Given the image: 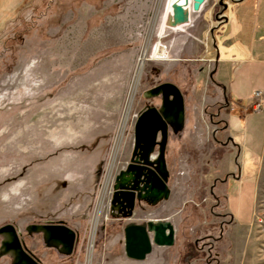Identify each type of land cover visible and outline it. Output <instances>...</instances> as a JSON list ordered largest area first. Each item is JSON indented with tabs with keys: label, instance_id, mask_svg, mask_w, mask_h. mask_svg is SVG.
Returning a JSON list of instances; mask_svg holds the SVG:
<instances>
[{
	"label": "rangeland",
	"instance_id": "374dc122",
	"mask_svg": "<svg viewBox=\"0 0 264 264\" xmlns=\"http://www.w3.org/2000/svg\"><path fill=\"white\" fill-rule=\"evenodd\" d=\"M237 1L206 0L178 28L167 25L169 0H0V227H16L42 264H264V154L251 225L235 224L223 199L239 154L216 71ZM164 82L185 106L166 145L170 197L121 220L110 210L114 180L139 112L160 106L144 92ZM257 101L263 108L264 94ZM148 221L173 224L174 244L132 261L124 228ZM57 222L77 235L70 256L27 232Z\"/></svg>",
	"mask_w": 264,
	"mask_h": 264
},
{
	"label": "water",
	"instance_id": "95a60500",
	"mask_svg": "<svg viewBox=\"0 0 264 264\" xmlns=\"http://www.w3.org/2000/svg\"><path fill=\"white\" fill-rule=\"evenodd\" d=\"M175 0L167 17V25L176 27L189 24L191 13L199 12L206 0ZM221 3V2H220ZM224 8H226L224 4ZM147 99L160 97L159 107L147 105L141 110L134 125V146L130 161L115 177L110 210L121 208L123 218L130 219L136 202H146L154 207L170 196L169 172L166 163V145L169 130L177 133L183 129L185 119L184 97L171 82L155 85L144 92ZM28 233L41 234L47 248L70 256L77 239L76 233L64 223H46L28 227ZM0 257L10 256L11 264H40L26 250L15 227H0ZM175 230L169 221L143 224L130 223L124 228L125 256L137 262L145 261L153 247H171Z\"/></svg>",
	"mask_w": 264,
	"mask_h": 264
},
{
	"label": "crops",
	"instance_id": "0c3cea01",
	"mask_svg": "<svg viewBox=\"0 0 264 264\" xmlns=\"http://www.w3.org/2000/svg\"><path fill=\"white\" fill-rule=\"evenodd\" d=\"M174 1L169 0L166 19ZM191 4L190 0L189 7ZM225 13L228 43L220 50L216 77L231 99L224 120L225 131L232 138V145L238 147L239 160L237 177L225 184L223 199L235 224L247 227L255 214L264 154V107L246 110L253 92L264 94V0H239L231 3Z\"/></svg>",
	"mask_w": 264,
	"mask_h": 264
},
{
	"label": "flooded vegetation",
	"instance_id": "af4514ba",
	"mask_svg": "<svg viewBox=\"0 0 264 264\" xmlns=\"http://www.w3.org/2000/svg\"><path fill=\"white\" fill-rule=\"evenodd\" d=\"M141 204H143V205H145L146 207H150L146 202H136L135 203V208H137V207H139V206H141ZM135 208H134V210H135ZM124 212L125 211H123L121 208H119V209H115L113 212H112V214H114L118 219H121V220H124V219H126V218H123V214H124ZM133 213H134V211H133ZM5 226V225H4ZM15 229H16V231L18 232V230H17V228L15 227ZM28 229V228H27ZM18 234H19V238L21 239V234L18 232ZM0 238H1V241L3 240V237L2 236H0ZM21 241H22V239H21ZM23 242V241H22ZM1 243V242H0ZM26 250H27V252L35 259V260H37V261H39L40 262V264H42L41 263V261L36 257V255L32 252V251H30L27 247H26ZM4 257H9L10 259H11V263H12V258L10 257V256H4Z\"/></svg>",
	"mask_w": 264,
	"mask_h": 264
},
{
	"label": "built area",
	"instance_id": "2783aa9c",
	"mask_svg": "<svg viewBox=\"0 0 264 264\" xmlns=\"http://www.w3.org/2000/svg\"><path fill=\"white\" fill-rule=\"evenodd\" d=\"M262 93L261 92H259V91H256V92H254V99L256 100V103H254L255 104V109H257V110H259V108L262 106V102L261 101H257V100H259L261 97H262Z\"/></svg>",
	"mask_w": 264,
	"mask_h": 264
},
{
	"label": "bare ground",
	"instance_id": "6f19581e",
	"mask_svg": "<svg viewBox=\"0 0 264 264\" xmlns=\"http://www.w3.org/2000/svg\"><path fill=\"white\" fill-rule=\"evenodd\" d=\"M184 122H185V119H184ZM170 197V196H169ZM175 230V229H174Z\"/></svg>",
	"mask_w": 264,
	"mask_h": 264
}]
</instances>
